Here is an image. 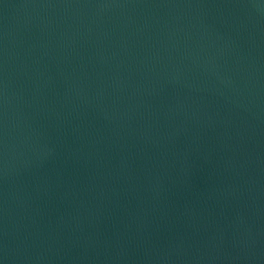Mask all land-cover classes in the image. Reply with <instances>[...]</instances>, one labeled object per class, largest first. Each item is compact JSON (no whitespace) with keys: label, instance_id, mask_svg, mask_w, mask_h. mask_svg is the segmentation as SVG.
Instances as JSON below:
<instances>
[{"label":"water","instance_id":"obj_1","mask_svg":"<svg viewBox=\"0 0 264 264\" xmlns=\"http://www.w3.org/2000/svg\"><path fill=\"white\" fill-rule=\"evenodd\" d=\"M0 264H264V0H0Z\"/></svg>","mask_w":264,"mask_h":264}]
</instances>
